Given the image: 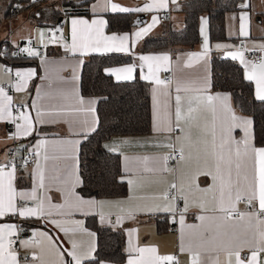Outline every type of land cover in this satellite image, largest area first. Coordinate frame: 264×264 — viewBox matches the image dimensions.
<instances>
[{"label": "snow or ice", "instance_id": "1", "mask_svg": "<svg viewBox=\"0 0 264 264\" xmlns=\"http://www.w3.org/2000/svg\"><path fill=\"white\" fill-rule=\"evenodd\" d=\"M29 2L34 5L37 0ZM168 4L169 0H151L128 7L113 0H93L91 18L87 13L72 16L66 7L68 35L62 26H53L39 33V42L44 48L62 47L66 56L75 59L74 64L53 61L35 47L18 49L45 64L41 77L44 87L31 102L16 101L14 94L31 96L29 86L38 76L37 70L0 66V123L15 128L8 139L33 136L50 124L67 123L71 127L76 123L71 118L81 112L94 115L97 100L85 98L76 89V71L93 54H123L135 57V61L106 68L105 73L117 82H128L134 81L139 71L140 78L153 86L152 132L171 141L164 145L170 148L167 154L156 155L124 154V146L139 142L123 140L105 145L108 151L123 155L120 183L129 186L128 195L115 200L85 196L78 190L82 185L77 171L78 140L41 136L30 148H23L27 156L20 157L16 155L20 148L10 149L9 158L0 161V264H105L98 259L92 242L96 234L85 227L83 219H76L77 215L96 216L101 224H112L115 217L114 226L122 228L125 221L158 213L179 223V251L190 256V264H264V139L257 138L254 116L237 113L230 94H211L207 77L202 87L195 88L196 94L182 95L189 91L184 83L159 75L172 71L170 54L135 52V46L159 24L158 16L153 15L150 23L131 33L107 31L105 13L158 12ZM239 7V16L232 19L239 21L236 34L247 39L251 0H242ZM207 24L208 20L201 18L202 51L189 54L184 67H192L193 61H207L211 51ZM215 48L224 50L225 59L243 66L244 79L254 82L253 100L264 110V42L253 47L244 41L239 46L217 43ZM249 53L259 55L249 59ZM64 72L69 75L64 76ZM69 83L71 89L65 87ZM173 85L176 94L174 106H170ZM56 98L65 103H45ZM70 100L75 104L67 103ZM98 123L95 116L90 123L81 122L80 134L86 137ZM143 143L147 146L149 141ZM170 161L176 166L170 167ZM151 185L159 187L153 190ZM241 203L246 206L244 210L238 207ZM190 211L199 223H186ZM39 222L50 227L34 228ZM124 231L128 237L126 264H179L174 254H162L153 245L141 246L138 229ZM56 233L66 239L61 240ZM84 235L89 237L88 243L79 239Z\"/></svg>", "mask_w": 264, "mask_h": 264}, {"label": "trees", "instance_id": "2", "mask_svg": "<svg viewBox=\"0 0 264 264\" xmlns=\"http://www.w3.org/2000/svg\"><path fill=\"white\" fill-rule=\"evenodd\" d=\"M241 0H185L181 4L183 28L165 30L159 37L149 36L143 40L142 52L161 49H192L200 39L199 22L201 17L208 20L210 42L224 41V15L234 11ZM89 1L76 0H0V23L11 20L30 10H43L50 18L33 17L38 25L45 22H58L63 17V7L71 14L84 13L82 5ZM19 4L21 7L17 8ZM44 16V15H43ZM135 16L129 14L108 15V32H124L132 27ZM46 24V23H45ZM7 43H0V51ZM12 62L15 67L35 66V58L0 59ZM132 62V57L123 54L91 55L87 57L81 71L80 93L84 97L99 98L96 113L98 126L80 144L79 173L82 185L78 189L85 196L121 197L126 193L125 183H120L121 170L119 156L108 153L103 143L114 136L147 135L151 130V107L149 84L135 79L131 82L117 83L104 74L108 67ZM36 80L30 87L33 92ZM211 89L231 95L234 109L253 115L256 120L258 140L264 139V110L253 100V86L243 78L241 67L231 59L218 54L211 56ZM87 228L96 234L98 259L114 264H123L127 255L123 249V233L103 227L93 218L86 220Z\"/></svg>", "mask_w": 264, "mask_h": 264}, {"label": "crops", "instance_id": "3", "mask_svg": "<svg viewBox=\"0 0 264 264\" xmlns=\"http://www.w3.org/2000/svg\"><path fill=\"white\" fill-rule=\"evenodd\" d=\"M86 0H76V2H84ZM89 2L85 5H82L84 13L80 12L77 14L83 15L85 13L88 14V18H91V13L89 11L90 5L92 4L93 0H88ZM185 0H176V3H172L171 0H169L168 8L167 9H161L158 12H139V13H105L104 18L107 19L108 15H114V14H129L133 15L135 17L137 16H144L146 19V22L139 26L143 27L146 24L150 23L152 20V16L156 15L159 18L163 15H167L168 20L165 22H161L159 20V24L149 33L148 36H146L143 40H145L149 36H155L159 37L163 33H165V30H179L183 28L184 22H183V14L181 12V4ZM113 2L118 3L123 6H128V7H137V6H142L145 3H151V0H113ZM242 0L237 4V7L234 11H230L225 13L224 15V28H225V36L226 39L224 41H218V42H210L209 45L211 48L209 57L207 61H201L197 63L196 61H193V66L192 67H184V62L187 60V57L191 53H198L202 51V44H203V37L200 32L201 28V18H206V17H201L200 22H199V43L192 49H172V48H167V49H161L157 51H151V52H142L141 51V45L143 40H141L136 46H135V52L140 53V54H170L172 57V71L167 72V71H161L159 73L160 77L162 79L166 78L167 76H170L171 80L173 82L179 80L182 83L185 84L189 88L188 92L181 93L182 95H194L195 93V88L197 87H202L204 78L207 77L210 79L211 83V56L213 54H218L224 58V50H217L215 48V45L217 43H224V44H230V45H235L239 46L242 41L246 44L247 47H253L255 44H259L261 42H264V0H251V10H250V17H251V27H250V37L249 38H244V37H239L236 33L238 31L239 27V21L238 19H232V17H238L241 8L239 5L241 4ZM66 6L62 8L63 11V17L58 20V22H45L44 24L38 25L36 21L33 19V17L39 18V16L36 15V13H40L41 17H46L47 19L50 18V15L46 13L43 10V7H41V11L34 10L35 15L28 14L27 13L21 14L19 16L25 17L29 20V22L32 25H35V28H30V31H27L25 33L26 37L24 36H19V30L21 27H26L27 24L24 22H16L14 21L13 24L7 25L6 23L9 21H4L2 22V26L0 27V43H7V45L13 46L14 42L16 41L15 46H25V43L30 41L35 48L39 49L43 55H46L49 59L56 61L58 63H75V59L73 57L66 56L64 50L62 47L57 46V45H49L47 48H44L40 42H39V33L40 32H47L49 28H52L53 26H62L64 29V33L67 36L69 33V27H70V17L66 16L64 13ZM31 11V10H30ZM77 14H71L72 16H75ZM44 15V16H43ZM134 17V18H135ZM15 18V17H14ZM13 19V18H12ZM134 20V19H133ZM18 25V26H17ZM13 26V27H12ZM8 27V28H7ZM139 27H134L132 26L128 31L124 32H109V33H131L135 30H137ZM207 35H208V24H207ZM8 33L7 36H4V33ZM27 38V39H26ZM209 39V38H208ZM45 40H47V36H45ZM6 46V45H5ZM93 55H100V54H93ZM36 63H37V68L35 66H27V67H18L20 70H26L28 68H35L37 70L38 76L34 78L30 82L29 90L30 87L33 83V81L36 80V85L34 86L33 92L31 93V96H26L23 94H14L16 101L20 100H25L28 102H31L37 94V90L44 87V81L41 80V77L45 75V64L42 63L41 59L35 58ZM87 59V58H86ZM230 59V58H229ZM86 61V60H85ZM135 61V57H132V62ZM240 67L242 71V75L244 78V68L241 66L237 61H235ZM1 66L6 65L7 63L3 60H0ZM122 66V65H119ZM118 67V66H114ZM110 68V67H108ZM106 69V68H105ZM81 71L82 69L78 68L76 71V76L78 79L75 81V87L80 93V77H81ZM104 74L105 71L103 70ZM64 76H68V72L63 73ZM140 73L139 71L136 73V79H139L141 81H144L140 78ZM114 82H117L114 77H111ZM247 81V80H246ZM131 82V81H128ZM146 82V81H144ZM249 82V81H248ZM117 83H125V82H117ZM148 83V82H146ZM253 86V93H254V82H250ZM149 84V96H150V107H151V130L150 133L147 135H137V136H114L111 137L109 140L103 143V148L106 152L115 154L119 156L120 160V170H121V175L122 173V168H123V155L120 154L119 151L117 152H110L108 149L105 147V145L111 146L113 142H119L123 140L127 141H133V142H139V143H133L131 146H124L123 147V152L124 154H127L129 156H139V155H156V154H167L170 151V148L164 146L167 143H170V140H165L164 137H159L153 134L152 132V118H153V94H152V85ZM72 84L69 83L65 87L71 89ZM30 92V91H29ZM210 93L211 94H225V92H217L213 91L210 88ZM13 94V93H12ZM81 94V93H80ZM175 88L174 85L171 89V100H170V106H174V96H175ZM85 98H95L97 100V104L99 101V98L97 97H85ZM158 99H160L159 95L157 96ZM231 105L233 107L232 101ZM45 103L51 105L53 103H65L64 101L60 100L59 98L56 99H48L45 101ZM69 104H75L74 100L67 101ZM97 104L95 105V108L97 107ZM234 108V107H233ZM237 112V111H236ZM238 113V112H237ZM94 116L97 117V113L95 114H88L86 112H81L76 114L73 119L76 121L71 127L67 123H57V124H50L47 126H44L41 129L40 133L34 134L33 136H29L24 139L20 140H11L8 139L9 136V131L7 130V126L10 125L8 123H0V161L8 159L9 156V150L11 146L15 145L16 148H20L23 151V148H30L32 144L36 143L37 139H39L41 136H44L48 138L49 140L52 139H65V140H73V141H80V143L76 146V155H77V164H78V175L80 177L79 173V149H80V144L85 140V138L93 133V132H88V134L85 136L81 135V122L83 121H88L89 123L94 119ZM98 118V117H97ZM98 126V125H97ZM96 126V128H97ZM12 132L15 131L14 126H12ZM237 137L240 136V132L237 131L235 133ZM149 141L147 146L144 145L143 141ZM24 152V151H23ZM170 167H175L176 162H174L172 165H169ZM169 181H171V176L169 175L167 177ZM81 180V177H80ZM22 183H27V181H23ZM126 185V193L125 195L121 197H97V198H107L110 200H115V199H123L128 195V185ZM202 187L205 186L204 184L201 185ZM153 190L157 189L159 186L158 185H151L150 186ZM58 199V197H57ZM241 210H244L246 206L241 203L238 206ZM112 211H116V209H112ZM195 211V210H194ZM167 214L164 213H158L155 214L151 217L147 215H141L137 218L136 221H125L123 224V227H115V217L112 218L113 223L108 224L104 223L101 224L99 221V218L96 216H80L77 215L75 218L76 219H83L85 222V227L87 228L86 225V220L89 218H93L97 221V223L103 227H109L114 230L120 231L123 233L124 237V243H123V249L125 254L127 255L125 249L127 247V234L124 231V229H138V236H139V243L141 246L143 245H153L157 246L159 249V252L162 254H174L177 256L179 264H190V256L186 253H182L179 251L180 246H181V234H180V225L179 223H172L171 222H161L160 218L165 217ZM186 223L188 224H196L199 223L198 220L194 218L193 213L190 211L189 214L186 217ZM34 228L37 229H44L47 230L50 226L44 225L42 222L35 223L33 225ZM172 227V229H170ZM89 231L93 232L89 228H87ZM30 231L28 234H30ZM53 231H55L53 229ZM61 240H65L66 238L62 233H56ZM83 242L88 243L89 242V237L86 235L79 237ZM96 245V235L94 240L92 241ZM65 247H68L67 243H65ZM70 259V258H69ZM223 259V257H221ZM105 264H114L110 262H105ZM126 264V261L123 263Z\"/></svg>", "mask_w": 264, "mask_h": 264}, {"label": "built area", "instance_id": "4", "mask_svg": "<svg viewBox=\"0 0 264 264\" xmlns=\"http://www.w3.org/2000/svg\"><path fill=\"white\" fill-rule=\"evenodd\" d=\"M159 20L161 22H165V21L168 20V17H167V15H163V16H161L159 18ZM29 46L34 47V45L31 42L30 43H28V42L25 43V46H11V45L3 46L2 49H1V51H0V59H15V58L26 57V56L22 55L21 53H19L18 49L19 48H24V47H29ZM13 53H16V55L15 56L12 55ZM247 55H248V58L249 59H255L256 56L259 55V54L258 53H256V54L249 53ZM4 66H7L9 68H12L13 70H20L17 67H15L12 64V62H9V63H7ZM166 78H168V79L171 80L170 76H167ZM10 94H12V93H10ZM12 128H13L12 125H8L7 126V130L9 132H12ZM10 149H16V146L13 145V146H11ZM16 155H17V157L27 156V153L26 152H23L22 150H20L19 152L16 153ZM8 158H9V156H8ZM173 163H174V161H170L169 162V165H172ZM160 221L161 222H168L169 223V222H171V219H169L168 216L166 215L165 217L160 218ZM170 229H172V227Z\"/></svg>", "mask_w": 264, "mask_h": 264}, {"label": "rangeland", "instance_id": "5", "mask_svg": "<svg viewBox=\"0 0 264 264\" xmlns=\"http://www.w3.org/2000/svg\"><path fill=\"white\" fill-rule=\"evenodd\" d=\"M28 14H31L32 16L33 15H35V13H34V10H31V11H29V13ZM14 21H16V22H20V21H22V22H26L25 24H27L26 25V27H21L20 28V30H19V36H24V37H26V35H25V33L27 32V31H30V28L31 27H29V26H32V28H35V25H32L30 22H29V20L27 19V18H25V17H22V16H17V17H15V18H13V19H11L9 22H7L6 24L7 25H11V24H13V22ZM14 25V24H13ZM2 26V22L0 23V27ZM18 26V25H17ZM13 27V26H12ZM8 28V27H7ZM8 35V33L6 32V33H4V36H7ZM27 39V38H26ZM27 42H28V40H27ZM16 43V41L14 42V44H13V46H15V45H17V44H15ZM0 66H1V63H0Z\"/></svg>", "mask_w": 264, "mask_h": 264}, {"label": "water", "instance_id": "6", "mask_svg": "<svg viewBox=\"0 0 264 264\" xmlns=\"http://www.w3.org/2000/svg\"><path fill=\"white\" fill-rule=\"evenodd\" d=\"M137 21H140L141 23H137ZM146 22V19L144 18V16H137L134 18L133 22H132V26L134 27H139L141 25H143Z\"/></svg>", "mask_w": 264, "mask_h": 264}]
</instances>
